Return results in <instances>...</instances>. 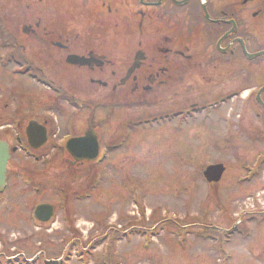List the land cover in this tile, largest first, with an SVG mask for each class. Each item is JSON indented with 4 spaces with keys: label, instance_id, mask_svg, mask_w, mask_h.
Returning a JSON list of instances; mask_svg holds the SVG:
<instances>
[{
    "label": "flooded vegetation",
    "instance_id": "1",
    "mask_svg": "<svg viewBox=\"0 0 264 264\" xmlns=\"http://www.w3.org/2000/svg\"><path fill=\"white\" fill-rule=\"evenodd\" d=\"M30 2L16 32L0 6V42L8 43L0 49L17 73L24 71L21 77L38 86L31 94L26 84L23 93L11 81L9 88L0 86V98L8 101L3 106L0 100V142L9 151L19 143L18 148L37 154L33 162L44 165L47 150L58 152L62 160L72 139H90L84 149L95 141L100 151L126 143L121 130L129 129L132 119H153L155 128L186 124L189 154L216 156L197 164L201 178L208 166L221 165L224 171L215 185L234 170L239 195L255 199L254 205L264 195V0H62V26L46 21L55 1ZM83 5L92 9L88 15L82 13ZM72 18L81 23L75 30L66 24ZM70 56L82 63H68ZM43 88L50 94L44 95ZM103 102L110 109L104 116L97 111ZM62 106L72 113L62 117ZM121 106L141 112L122 121L118 136L113 128L115 143H105L98 124L101 120L110 127ZM4 110H10V124L2 123ZM68 157L71 166L91 164ZM13 175L8 169L0 190V222L2 208L21 210L34 228L51 226L59 212L72 230L64 240L74 243L62 187L57 202L42 200L48 175ZM87 179L84 186L93 188L92 176ZM81 193L75 200L86 191ZM258 202L261 210L253 205L252 214L260 224L264 203ZM42 205L53 206L47 225L34 216ZM232 226L220 234L228 238Z\"/></svg>",
    "mask_w": 264,
    "mask_h": 264
},
{
    "label": "rangeland",
    "instance_id": "2",
    "mask_svg": "<svg viewBox=\"0 0 264 264\" xmlns=\"http://www.w3.org/2000/svg\"><path fill=\"white\" fill-rule=\"evenodd\" d=\"M30 1L0 0L14 32L20 30L24 6ZM51 3L46 21L62 26V0H51ZM81 10L85 15L92 11L84 5ZM73 20H66V24L75 30L81 23H72ZM4 42H0V48L5 46ZM6 58L0 49L3 70L0 86L9 88L11 81L21 93L25 84L31 89L29 94L37 90L36 83L21 77ZM42 90L44 95L50 94ZM0 100L3 106L8 102L5 98ZM104 102L97 107L103 116L110 111ZM9 111H2L3 125L11 123ZM116 111L110 127L104 126L101 120L98 124L105 143H115L113 128L117 135L122 121L141 112L123 107ZM65 113L72 110L62 106V117L68 115ZM142 125L121 130L123 137L126 134V143L105 148L108 153L103 163L71 166L67 153H62L61 160V155L52 150H47L44 157L49 161L44 160V165L33 162L27 150H18L12 155L8 164L12 178L15 173L49 176L39 195L42 200L57 202L62 187V201H68L63 206L69 208L67 217L71 219L76 241L64 240V237L70 238L72 230L59 212L51 226L34 228L24 220L26 216L19 213L21 210L2 208L0 264H264V221L258 224L252 214L253 200L238 194L235 171L215 187V194L208 192L207 195L196 169L204 161H215V154L208 157L199 155L198 151L189 154L186 124L179 127L166 124L160 128H155V124ZM225 160L230 162V156ZM90 176L98 184L96 188L84 186ZM83 191H86L83 198L75 200ZM260 195L258 199L264 203V195ZM19 200H22L21 194ZM255 205L261 210L259 202ZM244 208L247 210L244 217L249 221L242 219L236 230L249 236L226 238L230 243L225 247L219 230L239 221L237 217Z\"/></svg>",
    "mask_w": 264,
    "mask_h": 264
},
{
    "label": "water",
    "instance_id": "3",
    "mask_svg": "<svg viewBox=\"0 0 264 264\" xmlns=\"http://www.w3.org/2000/svg\"><path fill=\"white\" fill-rule=\"evenodd\" d=\"M68 63L70 64H81L82 61L80 58L75 57V56H70L68 57ZM32 128V124H30V127L27 130V134H29V130ZM29 136V135H28ZM30 138V136H29ZM91 140L86 138H81L77 140H72L68 143L67 151L69 154L73 157V159L76 162H80L83 160H87L89 162H92L96 160L99 154V147L96 145V142L92 141V147L89 149H84V143L90 142ZM9 160V154H8V149L7 146L3 143H0V187L4 185L5 182V174H6V164ZM222 167L217 166V167H210L206 171V176L210 178L212 181H218L222 174ZM210 180V181H211ZM35 218L46 224L49 222L53 215V209L51 206L48 205H42L36 208L35 210ZM42 218H41V217Z\"/></svg>",
    "mask_w": 264,
    "mask_h": 264
}]
</instances>
